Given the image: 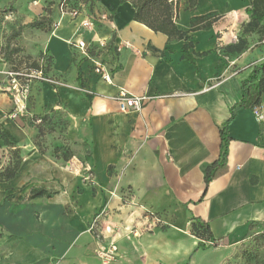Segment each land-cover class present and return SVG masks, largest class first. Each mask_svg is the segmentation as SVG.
Returning a JSON list of instances; mask_svg holds the SVG:
<instances>
[{
  "label": "crops",
  "instance_id": "obj_1",
  "mask_svg": "<svg viewBox=\"0 0 264 264\" xmlns=\"http://www.w3.org/2000/svg\"><path fill=\"white\" fill-rule=\"evenodd\" d=\"M10 1L0 0V9ZM50 1L18 0L5 14L18 27L51 8L52 30L28 28L20 41L33 58L46 52L50 73L67 85L33 80L25 113L11 119L18 99L3 83L9 71L0 50V123L27 154L7 181L11 187L26 184L27 212L0 207V264H224L242 240L264 231V121L252 108L237 110L229 124L227 170L208 187L205 182L206 168L221 153V128L242 99V84L264 62V36L243 31L250 0H197L194 7L180 0L177 24L189 33L172 40L135 20L129 0H96L77 18ZM212 12L221 17L190 31L194 16ZM87 15L94 22L89 29L80 25ZM240 38L246 47L230 51ZM79 39L109 43L112 51L103 57L111 82L94 70L97 58L75 51L72 42ZM188 43L192 59L184 54ZM121 90L153 99L123 112L114 99ZM52 109L64 112L69 160L33 143V115ZM35 188L50 194L33 197ZM2 193L0 187V202ZM103 206L109 209L106 223L120 231L119 255L108 263L97 251L111 237L90 230ZM146 211L165 223L126 237L124 226ZM195 217L210 223L218 246L198 247L201 239L191 231Z\"/></svg>",
  "mask_w": 264,
  "mask_h": 264
},
{
  "label": "trees",
  "instance_id": "obj_2",
  "mask_svg": "<svg viewBox=\"0 0 264 264\" xmlns=\"http://www.w3.org/2000/svg\"><path fill=\"white\" fill-rule=\"evenodd\" d=\"M18 0H11L4 8L0 9L1 14H8L15 10V3ZM70 5L72 0H68ZM89 9H93L96 0H89ZM126 1V0H122ZM136 9L135 20L144 23L149 28L155 32H162L166 34L170 40L172 39H187L189 31L180 28L177 24V18L179 17V12L181 9L180 0H129ZM251 4L247 9L249 14V21L243 25V31L246 34L259 32L264 36V0H250ZM197 4V0H190V6L194 7ZM47 14L41 15L34 18L32 21L21 24L17 28L13 29L11 32L12 37L20 36L26 29L38 28L46 31H51L53 28V20L49 16L51 13V8L46 9ZM221 16L212 12L209 14L197 15L192 18L190 31L198 30L204 27L212 25ZM191 43L185 44L183 47L185 57L191 56L187 54L188 47ZM247 45V40L240 38L239 42L235 45H229L228 49L230 51H242ZM8 47V46H7ZM155 50L157 48L153 47ZM14 52H20L23 50L22 47L13 48ZM44 55L43 52L40 53L38 58H33L28 55L27 59L32 61L31 66L26 68V72L35 70L38 68V59ZM50 60L51 57L49 56ZM25 73V72H23ZM243 96L239 103L235 104L231 111V117L223 124L221 128V153L219 158L210 164L205 171V182L206 187L210 182L223 174L227 170V159L229 155V142L231 137L229 135V124L232 118L235 116L237 110L241 108H254L262 103V97L264 94V62L258 64L252 70L250 77L245 80L242 84ZM45 115H35L34 120H45ZM43 125V124H42ZM39 134L44 132L41 125L37 126ZM0 140L3 141L4 145L10 151V159L8 163L3 164L0 158V182H7L13 179L19 173L22 164V148L15 141V139L10 135L8 130L0 123ZM73 153H71V156ZM71 157L66 156L65 159L69 160ZM49 191L45 188H35L32 191V196H43L49 195ZM191 231L197 235L201 241L198 244L199 248L206 249L208 246L203 240H215L212 233L210 223L202 218L195 217L191 224Z\"/></svg>",
  "mask_w": 264,
  "mask_h": 264
},
{
  "label": "rangeland",
  "instance_id": "obj_3",
  "mask_svg": "<svg viewBox=\"0 0 264 264\" xmlns=\"http://www.w3.org/2000/svg\"><path fill=\"white\" fill-rule=\"evenodd\" d=\"M61 1L62 0H58L57 3L59 8ZM53 2L54 0L50 1V3ZM78 6H83L87 8L90 6V1L72 0V4L70 7ZM15 28L17 27H15L14 21H12L11 19H7L4 14L0 15V40L3 39L2 43H0V50L6 62L8 63V71L13 72V75H10L9 73L5 75L6 77H4L3 83L9 86V93H11L10 97L12 99H14L15 96L19 95V93L23 91L27 93V96L29 97L31 91V83L33 82V80L29 79L25 74H22V72L27 71L26 68L31 66L32 61H29L27 59L28 55L26 52V48L21 44L20 41V37L23 35V33L17 37H12L10 35L12 30ZM17 47H22L23 50L20 52H14L13 48ZM17 73H19L20 75H17ZM29 99L31 104H36V95L32 94ZM263 100L264 94L262 97V101ZM36 115L48 116L45 117V120L43 122L38 120L35 121V115H33L32 117L35 121L36 126L41 125L44 130L42 134H39L37 127V133L33 138V143L36 147L39 148V151L45 153L47 149L51 146L53 147V155L55 157H72L73 155L71 156V153L73 152L70 150V146L65 140L63 134V128L66 123L64 112L61 110L58 111L52 109L50 111H45L41 114ZM24 150L27 152V145ZM10 155V151L4 145L3 141L0 140V158L2 159L3 164L8 163ZM22 158V161L27 160V154H25V152L23 151ZM21 183V186L19 185L17 187H11L7 184V182H0V187L3 188L0 207L5 208L6 210L9 207L11 211L23 210L24 213L27 212V198L23 197V192L26 187V184H23L24 181H22ZM16 197H20V199H16ZM224 264H264V231L253 232L247 238H245V240H242L237 245L235 253L231 257L227 258Z\"/></svg>",
  "mask_w": 264,
  "mask_h": 264
},
{
  "label": "built area",
  "instance_id": "obj_4",
  "mask_svg": "<svg viewBox=\"0 0 264 264\" xmlns=\"http://www.w3.org/2000/svg\"><path fill=\"white\" fill-rule=\"evenodd\" d=\"M68 0H62L60 3V9L63 13H69L72 17L77 18L80 14H83L86 7H70ZM80 25L82 28H92L94 25L93 19L87 15L85 16ZM72 46L77 53L85 58H97V61L94 65V70L100 76L101 79L111 82L113 77L110 69L106 65L103 55L107 52H111L112 48L108 42L104 40H90L89 42L84 39H79L77 42H72ZM118 49L120 47L118 46ZM38 68L25 72V74L31 80H41L54 88L67 85V82L59 77L52 75L50 73L51 61L49 55L44 52V55L38 59ZM10 75H13V72H7ZM17 75H20L17 73ZM28 79V80H29ZM28 92V89H27ZM18 99L14 110L10 113V118H17L25 113L27 109V93L24 91L19 93L16 96ZM114 99L118 102L120 109L123 112H131L142 109L147 102L153 99V96L149 95H132L121 90L117 95L114 96ZM254 113L258 120L264 121V104L261 103L257 107L253 108ZM40 121V120H38ZM88 174L92 175L91 169L89 168ZM108 207L103 206L95 215L90 230L96 231V234L99 238H108L111 237L109 246L102 245L98 248L99 257L105 262H111L115 260L118 255V245L116 243L117 237L120 234L117 227L113 223H106V219L109 218ZM164 220L156 212L146 211L139 220H135L132 224H127L124 226V235L130 237L131 234L135 236L141 235L143 231H150L153 228L164 224ZM205 244L209 247L218 246L219 242L216 240H203Z\"/></svg>",
  "mask_w": 264,
  "mask_h": 264
}]
</instances>
